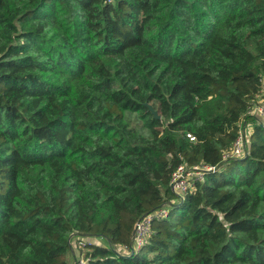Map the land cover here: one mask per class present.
Returning a JSON list of instances; mask_svg holds the SVG:
<instances>
[{
    "label": "trees",
    "instance_id": "trees-1",
    "mask_svg": "<svg viewBox=\"0 0 264 264\" xmlns=\"http://www.w3.org/2000/svg\"><path fill=\"white\" fill-rule=\"evenodd\" d=\"M263 76L264 0H0V264H264Z\"/></svg>",
    "mask_w": 264,
    "mask_h": 264
},
{
    "label": "built area",
    "instance_id": "built-area-1",
    "mask_svg": "<svg viewBox=\"0 0 264 264\" xmlns=\"http://www.w3.org/2000/svg\"><path fill=\"white\" fill-rule=\"evenodd\" d=\"M248 114L257 119L259 123L264 125V76L260 80V92L255 104L248 110ZM190 141H195V138L190 134L186 135ZM247 133L241 129L238 132V136L234 141L232 147L226 151L222 159L223 161L230 159H238L246 156L245 145L247 142ZM216 171L212 166H195L193 168H187L184 165H179L172 174L171 189L177 195L179 203L184 199V195L191 187V183L194 180H202L204 173ZM167 210L162 208L151 214L145 215L139 221L136 222L133 232V242L131 245L132 252L140 250L146 240L148 233L150 232L151 222L154 218L165 216ZM84 246L85 243L79 242V246ZM86 260H80V264H85Z\"/></svg>",
    "mask_w": 264,
    "mask_h": 264
},
{
    "label": "rangeland",
    "instance_id": "rangeland-1",
    "mask_svg": "<svg viewBox=\"0 0 264 264\" xmlns=\"http://www.w3.org/2000/svg\"><path fill=\"white\" fill-rule=\"evenodd\" d=\"M110 2V3H114L115 0H107V2ZM241 130L242 131H246L247 133V138L248 140H250V136L252 134V130H253V126L252 124L249 122L246 124V122L242 123L241 125ZM262 179H260L261 181ZM97 239V240H96ZM95 241H93L92 239H89V238H83V239H78V238H72L71 239V247H72V251L71 253L68 255L67 257V260H68V263L69 264H80V260H83V257L86 253V249L85 248H81L80 245L79 246V240L82 241V243H87V244H91L92 242H97V244L99 245H103L105 242L100 239V238H96ZM81 248V249H80ZM126 250V249H123V251ZM134 253H138V250L135 249V252ZM131 254H133V252H131Z\"/></svg>",
    "mask_w": 264,
    "mask_h": 264
},
{
    "label": "water",
    "instance_id": "water-1",
    "mask_svg": "<svg viewBox=\"0 0 264 264\" xmlns=\"http://www.w3.org/2000/svg\"><path fill=\"white\" fill-rule=\"evenodd\" d=\"M148 109L152 112V114H153L155 119H159L160 118L159 115L157 114V112L153 111L150 106H148ZM178 205H180V203Z\"/></svg>",
    "mask_w": 264,
    "mask_h": 264
}]
</instances>
